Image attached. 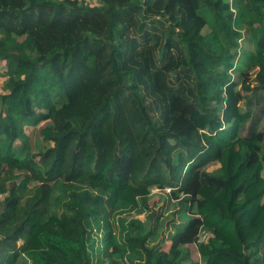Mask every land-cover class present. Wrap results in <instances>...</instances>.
Listing matches in <instances>:
<instances>
[{
  "label": "trees",
  "instance_id": "trees-1",
  "mask_svg": "<svg viewBox=\"0 0 264 264\" xmlns=\"http://www.w3.org/2000/svg\"><path fill=\"white\" fill-rule=\"evenodd\" d=\"M0 62V264H264V0H0Z\"/></svg>",
  "mask_w": 264,
  "mask_h": 264
},
{
  "label": "rangeland",
  "instance_id": "rangeland-1",
  "mask_svg": "<svg viewBox=\"0 0 264 264\" xmlns=\"http://www.w3.org/2000/svg\"><path fill=\"white\" fill-rule=\"evenodd\" d=\"M86 2L96 3L97 0H85ZM206 31L207 28H204ZM241 44L245 47H248L246 45V42L241 41ZM4 65L0 62V74L3 70ZM252 74H249V79L247 81H250V84H253V80L251 79ZM245 79H248L247 75L244 76ZM2 77L0 75V85ZM46 122L40 121L36 125H26L24 126V131L29 137V144H30V151L35 150L34 141L39 138V129L45 124ZM19 144V141H16ZM42 144H45V141L41 142ZM220 166V162L215 161L207 166V170L211 171L215 168ZM261 175L264 178V164L261 170ZM148 204L151 207V211L149 210L146 214H138L136 217L140 219H145V215L158 211L157 215V221L155 219H151V224L153 228L155 229L154 235L150 238L148 244H156L158 240L161 239V237L164 238V240L161 243V247H167L169 245L168 236L175 231L177 224L183 223L186 220V217L182 218L181 215L184 213L185 206H180L178 204V201L172 200L169 198L167 189H158L155 186H152L150 189V193L148 195ZM134 216V215H132ZM216 217L220 218L223 216V214H216ZM233 219V218H232ZM234 219L233 222H231L230 229H234ZM235 239L239 241L238 233L235 232ZM200 238V235H199ZM188 248V260H180L176 264H194V262H198L197 264H203L200 261L199 257V250L198 245L196 242L189 243L186 245ZM178 256V253L175 255Z\"/></svg>",
  "mask_w": 264,
  "mask_h": 264
},
{
  "label": "built area",
  "instance_id": "built-area-1",
  "mask_svg": "<svg viewBox=\"0 0 264 264\" xmlns=\"http://www.w3.org/2000/svg\"><path fill=\"white\" fill-rule=\"evenodd\" d=\"M167 189V188H165ZM210 233L206 230L201 231L199 240H206L209 237Z\"/></svg>",
  "mask_w": 264,
  "mask_h": 264
},
{
  "label": "bare ground",
  "instance_id": "bare-ground-1",
  "mask_svg": "<svg viewBox=\"0 0 264 264\" xmlns=\"http://www.w3.org/2000/svg\"><path fill=\"white\" fill-rule=\"evenodd\" d=\"M201 233V232H200ZM200 233H199V235H200ZM199 235H198V239H199Z\"/></svg>",
  "mask_w": 264,
  "mask_h": 264
}]
</instances>
